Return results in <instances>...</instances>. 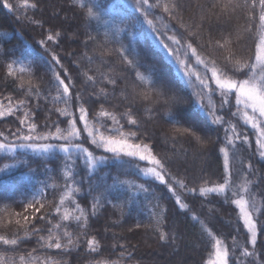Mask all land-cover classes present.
<instances>
[{
    "label": "snow or ice",
    "instance_id": "1",
    "mask_svg": "<svg viewBox=\"0 0 264 264\" xmlns=\"http://www.w3.org/2000/svg\"><path fill=\"white\" fill-rule=\"evenodd\" d=\"M4 6L10 10L13 8L8 0H4ZM23 6L35 9L38 3L28 4V0H24ZM80 6L86 7L90 18L97 16L94 7L86 6L83 0ZM135 9L140 15L127 21L129 29H134L138 24H146L168 56L173 57L183 69L184 75L189 78L192 75L189 57H195L196 62L203 65L205 75L196 74L199 91L194 94L195 102L211 117L212 124L223 128L224 138L218 146V153L222 154L221 180H203V185L189 187L184 179L178 178L173 172L174 168L180 167L187 170V162L155 152L149 131L141 126V119L137 111H134L137 104L143 101L156 105L163 99L165 116L173 125L169 138L190 139L197 146L202 161L214 143L206 133L200 134L203 129L197 122L181 123L178 118L181 116L180 110L189 101L164 82L159 88L155 87L153 77L159 72L155 64L143 63L140 53L130 51L123 44L114 50L101 45V56L105 52L111 55L114 51L120 62L132 70L136 82L147 86L140 92L135 88L131 92L122 90L120 96L124 101L123 111L115 110L121 106L118 103L112 104V110H109L105 104L120 98L115 96L114 91L110 93L106 87L98 85L106 82L115 88L117 79L99 68L98 75H89V69L82 72L85 87L77 90L61 56L48 46L49 42L58 43L61 33L49 30L46 39L39 41L49 56L48 87L42 88L43 77L35 78L31 61L25 65L22 59L17 58L6 63V76L12 78L22 96L19 99L11 94L0 96V120L14 117L19 125L14 131L8 129L7 134L0 131V154H5L7 158L14 156L19 149H27L41 157L54 159L62 153L60 175L63 183H57L54 177L49 176L51 182H39L41 186L37 188L32 184V175L26 174V183L13 186L12 196L18 194L14 203L21 210L13 212L16 217L15 229L11 233L5 230L6 234H0V248L4 249L0 251V264H77L81 253L93 257L86 264H140L132 259L133 252L128 246L120 243L115 236L112 254L117 255V259L94 258V254L101 253L102 245L97 235L89 231L90 217H95L97 209L103 207L108 190L124 185L143 192L149 191L145 184H135L134 181L121 180L116 176L112 184L105 181L104 191L100 195L92 196L90 207H83L78 197L83 193L91 194L101 187L93 186L91 178L100 166L109 161L125 170L127 167L135 168L140 176L167 188L178 208L190 214L191 219L200 226L210 248L205 264H264L261 258L264 251L257 250L258 243L264 249V203L257 206L252 194L253 184L264 180V175L259 173L251 159V156H256L258 160L264 161V0H215L210 7L199 0H135ZM193 9L199 14L198 19ZM157 12L161 15L158 16ZM185 12L189 13L188 20H185ZM165 17L169 23L162 24ZM171 21H175L183 32L172 26ZM31 22L40 24L36 20ZM206 25L210 30L206 44L209 48L223 51L221 64H217L215 58L205 59L198 48L193 46V40L201 41ZM212 29L219 32V38H213ZM245 35L253 37L251 47L241 43ZM93 39L89 37V40ZM200 47H205V44L201 43ZM6 55L0 50V56ZM86 59L90 64L95 62L91 56L86 55ZM141 68L147 72H141ZM25 76L28 78L25 79ZM149 91L155 93L156 99H152ZM85 94L88 99L84 98ZM217 95L218 104L212 100ZM42 99L53 105L51 109H43V126L37 123ZM96 104L99 105L98 109L93 107ZM145 111L151 120L155 115L152 107H145ZM54 112L64 119L51 120ZM226 116L231 118L226 119ZM61 123L65 127H61ZM241 149L245 152L250 150L248 158L241 156ZM98 150L102 154H97ZM80 165L87 170L86 176H80ZM16 167L17 164L4 163L0 166V174H7ZM32 171L29 169V173ZM201 171L204 169L201 168ZM30 186L32 191H29ZM49 190L53 196L51 200L48 198ZM184 194H199L204 198L213 196L235 206L238 210L233 225L236 235L231 236V243L217 235L209 223L192 211ZM9 207L5 205L3 210L7 211ZM207 211L209 216L218 212L212 207ZM7 224L11 226L13 221L10 219ZM164 224L162 214H157L154 229L157 238L171 246L174 254H177L181 236L174 228L165 231ZM241 233L244 236L243 242L238 239ZM33 239L36 247L27 256L19 255L18 259L7 256L8 251L15 252L20 245ZM38 252L43 255H33ZM175 264L182 262L176 261Z\"/></svg>",
    "mask_w": 264,
    "mask_h": 264
},
{
    "label": "trees",
    "instance_id": "2",
    "mask_svg": "<svg viewBox=\"0 0 264 264\" xmlns=\"http://www.w3.org/2000/svg\"><path fill=\"white\" fill-rule=\"evenodd\" d=\"M8 2L13 4L11 10L4 6V0H0V50L7 54L0 56V96L11 94L16 99L22 96V92L16 88L12 78L6 76V63L17 58L22 59L25 65L31 61L35 78L43 77L42 88L48 87L49 56L39 41L46 39L49 30H54L61 33L59 42H49L48 46L61 56L62 63L76 83V89L82 90L85 87L83 71L91 69L88 72L89 75H98L97 68H99L100 71L115 77L117 84L115 88L106 82L98 86L106 87L110 93L114 91L115 96L120 98L106 103L105 107L112 110V104L118 103L121 106L115 110L117 112L123 111L124 101L120 96L122 90L126 89V92H131L135 88L137 92H140L147 88V86H141L136 82L132 70L127 69L120 62L119 56L114 51L111 55L105 52L101 56V45L114 50L123 44L130 51L140 53L143 63L155 64L159 68V72L153 77L156 88H159L164 82L168 87L179 91L189 101L180 110L181 116L178 118L181 119V123L186 121L197 122L203 129L200 134L205 135L206 133L214 141L202 161L197 146L190 139L184 137L169 138L173 125L165 116L166 106L163 104V99L156 105L143 101L137 104L134 111H137L138 118L141 119V126L149 131L155 152L161 156L166 155L187 162V170L180 167L174 168L173 172L178 175V178L184 179L189 187L201 186L203 180H221L222 154L218 153V146L224 138L223 128L212 124L211 117L195 102L196 96L194 94L199 91V82L196 77L187 78L183 75L172 57L168 56L160 46L158 38L148 26L138 24L134 29H129L127 21L133 16L140 15L135 9L134 0L132 3L129 0H83L86 6L94 7V11L97 13L95 18H90L87 15L86 7L80 6L81 0H28V4L38 3V7L35 9L24 7V0H8ZM199 2L210 7L215 0H199ZM192 11L198 19L199 14L196 13L195 9ZM157 15L161 14L157 12ZM184 17L185 20H188L189 13L185 12ZM31 20L40 21V24L32 23ZM161 23H169V21L165 17ZM171 25L183 32V29H179V25L175 21H171ZM209 31L206 25L201 41L193 40V46L198 48L205 59L215 58L217 64H221L223 51L214 47L209 48L206 44ZM211 31L214 39L219 38V32L215 29ZM89 37L94 39L89 40ZM201 43H204L205 47H200ZM241 43L251 47L253 37L245 35ZM234 47L238 48L239 46L234 45ZM86 55L93 57L95 62L90 64ZM19 66V64L16 65L17 68ZM140 71L147 72L145 68H141ZM199 71L202 73L201 69ZM27 78L25 76V79ZM149 94L152 99H156L154 92L149 91ZM84 98L88 99L86 94ZM212 100L214 103H219L218 96L212 97ZM40 103L42 110L37 114V123L43 126L45 115L43 109H51L53 105L43 99ZM57 107H63V105H57ZM93 107L98 109L99 105L96 104ZM145 107H152L155 113L151 120H149V114L145 111ZM230 118V116H226V119ZM56 119L63 120L64 118L59 117V114L54 112L51 120ZM51 120L48 121L49 124H51ZM108 124L110 126L111 122L109 121ZM18 126L14 117L0 120V131L5 132V134H7L8 129L14 131ZM61 127H65V125L61 123ZM125 127L128 126L125 125ZM249 135H252L251 132ZM97 154H102V152L98 150ZM240 154L242 157L248 158L250 150L245 152L241 149ZM251 159L259 173L264 175V161L258 160L256 156H251ZM18 161H26L27 163L20 164ZM62 161V153L57 154L54 159H49L27 149H19L14 156L7 158H5V154H0V166H3L4 163L17 164V167L10 170L9 173L0 174V234H6L5 230L7 233H11L15 229L16 217L13 212L21 210L20 206L14 203L18 194L12 196L13 186L26 183L24 179L26 174L32 175V184L37 188L41 186L39 182L49 181V176L54 177L55 182L63 183L60 175ZM201 168L204 169L203 172ZM29 169L33 171L29 173ZM48 169L53 171L49 172ZM78 171L80 176L87 175V170L82 165ZM116 176H119L121 180L134 181L135 184H145L149 191L143 192L124 185H117L108 190L106 193L107 201H104L103 207L97 209L95 217H90L89 231L91 234L97 235L102 245L101 253L94 254L95 259H117V255L112 254L113 237L115 236L120 243L128 246L133 252L132 259L139 261L140 264H175L176 261H181L182 264H205L210 248L200 231V226L191 219L190 214L178 208L172 194L168 192L165 186L150 178L140 176L135 168L127 167L125 170L112 161L100 166L93 174L91 183L93 186L100 185L101 187L91 194L83 193L78 197L82 206L90 207L92 196L100 195L104 191L105 181L107 184H112L113 178ZM251 178L257 179V177ZM84 187L87 188L88 185L85 184ZM29 191H32L31 186ZM252 194L261 201V204L264 203V180H260L258 184H253ZM184 195L192 211L209 223V227L217 235L226 238L231 243V236L236 235L233 231V225L236 223L235 215L238 211L235 206L226 204L213 196L204 198L199 194ZM48 198L49 200L53 198L51 190H49ZM5 205H10L7 211L3 210ZM113 205L117 206L113 207ZM209 207L217 209L218 212L209 216L207 211ZM163 209L167 211L162 212ZM157 214H162L165 221V231L174 228L179 232L181 239L178 241L179 252L177 254H174L171 246L158 240L154 231ZM10 219L13 221L11 226L7 224ZM238 239L241 242L244 241L242 233L238 235ZM34 247L36 244L33 239L20 245L15 252L8 251L7 256L18 259L19 255L27 256V253ZM257 250L264 251L259 243ZM0 251H4V249L0 248ZM33 255H43V253L38 252ZM91 258L93 257H86L81 253L77 264H86V261ZM261 258L264 259V256Z\"/></svg>",
    "mask_w": 264,
    "mask_h": 264
},
{
    "label": "rangeland",
    "instance_id": "3",
    "mask_svg": "<svg viewBox=\"0 0 264 264\" xmlns=\"http://www.w3.org/2000/svg\"><path fill=\"white\" fill-rule=\"evenodd\" d=\"M131 3H132V0H129ZM135 2V0H134ZM172 59L174 60L175 64L177 65V67L181 70V72L183 73L184 75V72H183V69H181V67L179 66V64L175 61V59L172 57ZM201 67V68H200ZM199 69L202 70V73L199 71ZM189 70L192 72V75L190 78L192 77H196V74L199 73L200 75H205V69L203 67V65L201 64H198L196 62V59L195 57H189ZM208 75H210V73H208ZM186 76V75H184ZM187 78H189L188 76H186ZM218 96V95H217ZM142 165H143V162H142ZM255 198V203L257 206L261 205V201L259 199L256 198V196H254Z\"/></svg>",
    "mask_w": 264,
    "mask_h": 264
}]
</instances>
